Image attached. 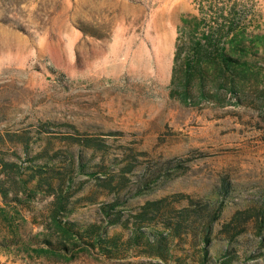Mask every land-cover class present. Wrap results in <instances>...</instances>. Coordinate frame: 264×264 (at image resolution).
I'll return each instance as SVG.
<instances>
[{"label": "rangeland", "instance_id": "rangeland-1", "mask_svg": "<svg viewBox=\"0 0 264 264\" xmlns=\"http://www.w3.org/2000/svg\"><path fill=\"white\" fill-rule=\"evenodd\" d=\"M231 23L234 31L224 40L233 55L243 50L237 77L242 100L228 97L225 106L200 101L199 76L190 104L172 98L180 38L226 33ZM185 47L183 56L191 50ZM182 72L176 95L184 86ZM205 72L210 95L222 77L212 66ZM262 86L264 0H0V178H6L3 160L14 164L10 178L22 182L36 170L64 173L65 154L81 155L87 166L63 185L70 200L60 218L92 223L114 198L105 181L113 179L116 187L125 181L123 191L132 196L140 179L162 171L118 208L121 224L130 226L129 216L150 200L164 199L177 210L190 199L213 204L226 180L230 188L217 232L236 210L264 203V119L255 104L243 105V94L256 98ZM89 139L94 148L82 146ZM37 178L27 193L19 192L21 203L14 201V188L7 187V201L0 194V264H155L143 256L111 260L80 249L74 257L45 253L44 240L60 237L51 211L61 191L53 178L51 191L31 197ZM120 226L109 228V235L125 239L129 232ZM252 238L249 229L239 240ZM176 248L183 256L192 251L189 243Z\"/></svg>", "mask_w": 264, "mask_h": 264}, {"label": "trees", "instance_id": "trees-1", "mask_svg": "<svg viewBox=\"0 0 264 264\" xmlns=\"http://www.w3.org/2000/svg\"><path fill=\"white\" fill-rule=\"evenodd\" d=\"M228 25L226 33H223L222 29L210 30L200 38H195V34L190 35L189 41L183 40V37L180 38L179 43L180 41L184 43L182 42L181 47L177 46L175 53L172 98L178 99L186 105L190 104L192 82L195 76H199V84L203 92L200 101H209L225 106L230 102L228 97L235 98L237 102L242 100V91L237 84V77L240 76V70L244 64L243 50L239 52L241 56L229 52L230 48H227L225 44L228 42L224 39L234 31V24ZM187 44L191 46V50L186 57L183 56V51ZM232 51H236V54L238 52L235 47H232ZM180 62H183L181 68H179ZM209 66L219 72L222 80L219 86L212 89L210 95H207L205 92V71ZM182 68L184 86L180 87L181 93L176 95L174 86ZM255 93L256 98L243 94V105L255 104L259 109L260 117L264 119V86L258 88ZM64 141L76 143L73 136H64ZM92 141L91 139L86 140L82 146L94 148ZM100 146L102 147L101 144ZM65 155L69 162L64 173L57 172L55 174L54 172L49 173L54 170L43 169L41 170L43 172L36 170V175H32L30 180L22 182L10 178L8 169H11L14 164L3 160V174L6 178L4 180L0 178V194L6 201L10 194L7 187H11L15 189L13 192L14 201L21 203L22 199L18 198L19 192L27 193L29 182L34 177L38 178L35 189L28 192L31 197L38 191H51L53 178L60 182L58 189L61 192L56 194L51 211L53 223L56 225L55 231L60 237L57 241L44 240L48 246L44 250L45 253L51 255L60 253L74 257L75 251L80 249L87 253L97 251L100 255L111 260H126L132 256H143L155 261V264H250V261L258 259H261L264 264V203L259 207L250 206L236 210L229 219L220 225L217 232L214 231L215 223L222 221V212L225 208L224 197L229 193L230 183L226 180L218 189L220 199L213 204H202L200 201L190 199L186 207L177 210L173 207L168 208L164 199L150 200L129 216L130 226L127 222L121 224L122 216L118 208L125 205L128 198L140 195L163 175L160 174L162 171L155 174L152 172L149 176L140 179L143 182L136 185L140 187L132 196H127L129 193L124 192L125 181H118L116 187L113 186L114 180L109 179L105 181L104 186L107 187L105 189L114 193V198L110 202H105L98 210L100 221L92 223L66 221L63 223L60 215L68 211L70 200L63 193V185L71 184L75 178V171H84L87 166L86 163L80 162L81 155L77 156L72 152ZM104 171L103 173H106ZM119 225L129 232L125 239L118 234L109 235V228H116ZM249 229L254 230L256 238L239 240V237ZM215 235L218 237L217 240L214 238ZM187 243L190 244L192 251L183 256L177 251L176 245ZM218 243L222 244L218 245ZM55 257L58 261H69L60 256Z\"/></svg>", "mask_w": 264, "mask_h": 264}]
</instances>
